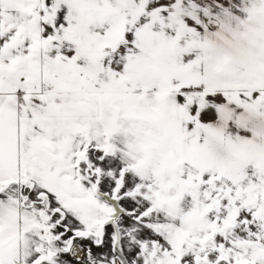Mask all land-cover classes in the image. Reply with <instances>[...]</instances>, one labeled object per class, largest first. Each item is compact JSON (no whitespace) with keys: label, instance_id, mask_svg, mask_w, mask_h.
Segmentation results:
<instances>
[{"label":"snow or ice","instance_id":"1","mask_svg":"<svg viewBox=\"0 0 264 264\" xmlns=\"http://www.w3.org/2000/svg\"><path fill=\"white\" fill-rule=\"evenodd\" d=\"M0 264H264V0H0Z\"/></svg>","mask_w":264,"mask_h":264}]
</instances>
